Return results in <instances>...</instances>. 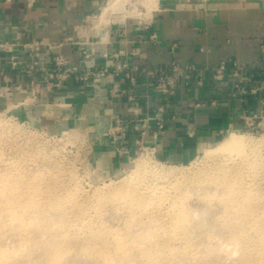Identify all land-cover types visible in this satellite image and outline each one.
Here are the masks:
<instances>
[{
  "label": "rangeland",
  "instance_id": "rangeland-1",
  "mask_svg": "<svg viewBox=\"0 0 264 264\" xmlns=\"http://www.w3.org/2000/svg\"><path fill=\"white\" fill-rule=\"evenodd\" d=\"M126 1L121 12L111 16L109 22L102 28H111V19L139 24L151 23L156 10H160L162 5L160 0ZM108 2L109 0H105L99 13L94 15L93 25L94 20ZM93 25L90 24L96 34L101 29L95 30ZM104 56L109 57L108 53ZM37 77L39 75L35 73V82L39 81ZM53 82L56 81L52 78L47 85ZM88 82L89 80H85L83 83ZM3 83L0 88V176L4 174L18 176L12 165L17 159L26 157V162L17 168L20 169L18 177L29 183L35 191L43 192V194L34 193L31 199L40 202L41 204L38 205L40 207L22 213L26 220H34V223L30 225L32 229L30 227L18 229V224L12 228L0 227V250L7 251L5 256H0L3 257L0 259V262L2 261L0 264L7 262V264H51L50 261L54 264L60 259L61 264H81L83 259L82 264H104V262L105 264L110 262L121 264L122 261L123 264H149V258L151 260L152 256L158 257L159 253L163 254L164 258L171 255L169 258L173 257L172 259H176V262L184 260L185 264H245V260L248 264H264V251H262L264 248H257L264 246L262 245L264 239H261L264 238V210H257L251 216L248 227L246 226L247 232H239L234 225L231 227L237 234L238 240L231 239L229 227L226 222H222L224 218L220 217L223 209L228 205L226 203L225 207L223 205L206 207L208 215H205L204 222L198 226V221L191 218L192 210L205 208L206 204L200 197L205 192L204 188L209 187V190H213L212 185L215 181L230 179L232 172H238L239 168L245 164L244 159L234 161V158H237L234 153L225 154L221 156L225 159H221L209 151L215 149L227 136L241 135L245 139L251 138L250 140L258 150H262L260 155H262V167H264V135L260 131L222 132L215 137V140L211 134H201L198 137L196 134L193 136L185 134L186 138H181L182 140H178L172 150L166 151L160 150L157 146L149 147L145 142L147 135H144L139 147L130 150L126 146V141L119 137L116 130L117 117L106 127L100 125L101 121H97V111L93 108L90 99L76 94L65 97L64 92L56 94L63 84L60 88L51 89L48 93L42 85L37 86V82L35 86L23 89L14 87L9 81H3ZM15 94L20 95L21 99L14 101ZM45 94H50L53 99L45 102V99L41 98L42 101L39 102V96ZM155 136L158 138L156 132L150 137L152 142L156 141ZM120 146L123 148L120 149ZM138 160H143L144 164L140 170L136 171L132 167ZM249 168L248 166L241 168L242 177L237 185L245 188H260L264 194V173L257 179L254 168ZM131 174H135L136 177ZM132 177L133 183L130 184L132 180L129 182L128 180ZM139 184L142 186L139 187ZM132 188H136L134 193L127 194L126 191ZM259 200L262 201L264 198ZM18 201L20 203L24 200ZM231 204L233 203H229V206ZM181 210L188 212L190 224L179 220L178 213ZM18 212L21 213V211ZM230 213L232 216L233 212L230 211ZM186 228L188 233L185 232ZM115 237L122 238L123 243L128 244L125 255L123 251L117 249L118 241L116 243ZM242 237L251 239L245 240L253 246L246 245ZM193 240L196 241L195 245ZM204 244L208 246L206 253L201 252L203 250H197ZM84 247L91 250L98 249L107 253V257L83 254ZM134 252L137 254L134 256L135 259L132 257V254L135 255ZM200 254H202L201 257ZM29 255L30 259H27ZM161 258L163 256L159 257Z\"/></svg>",
  "mask_w": 264,
  "mask_h": 264
},
{
  "label": "crops",
  "instance_id": "crops-1",
  "mask_svg": "<svg viewBox=\"0 0 264 264\" xmlns=\"http://www.w3.org/2000/svg\"><path fill=\"white\" fill-rule=\"evenodd\" d=\"M104 1L0 0V40H18L19 44L43 42L50 46L41 48L39 57L63 56L74 65L82 60L81 49L94 50V69L104 66L105 53L118 54L117 62H126L129 66L138 63L146 70L168 66L172 61L210 70L227 60L264 69V53L261 52L264 47V0H160L161 8L156 10L149 31L143 24L111 19V28H102L95 34L90 24L93 25L92 19ZM150 32L155 33L156 41L148 40ZM0 58L10 84L24 88L27 65L10 71L5 61L7 55L0 53ZM87 63L90 67V62ZM115 63L114 59H108V70L112 71ZM205 77L207 86L186 98H167L150 92L144 98L140 84L133 88L140 102L141 116L136 120L158 106L162 108L164 132L156 142L160 150H172L178 140L186 138L189 113L186 102L203 104L192 111L196 136L211 134L213 140L222 132H242V111L250 116L264 110L258 102L261 94L257 95V100L243 103L231 97L233 88L229 78L213 83ZM3 84L0 78V88ZM125 86L120 78L103 81L99 90L91 82L67 81L56 94L64 92L65 97L76 94L90 99L97 111V121L106 127L114 118L129 114L125 100L110 94L111 89ZM41 98L45 102L53 99L50 94L39 96V102ZM13 99L21 97L15 94ZM211 102L215 104L210 106ZM155 132L154 122H149L145 132L148 146L153 145L150 137ZM136 135L131 131L127 137L126 146L130 150L135 147Z\"/></svg>",
  "mask_w": 264,
  "mask_h": 264
},
{
  "label": "built area",
  "instance_id": "built-area-1",
  "mask_svg": "<svg viewBox=\"0 0 264 264\" xmlns=\"http://www.w3.org/2000/svg\"><path fill=\"white\" fill-rule=\"evenodd\" d=\"M143 26L146 31H149L151 23H144ZM147 37L151 42L156 41V35L153 32H150ZM46 46L48 48L50 45L43 44L40 41L30 44H19L18 40L11 42L0 40V53L7 55L5 61L9 64L10 71L16 70L19 66L27 65L28 73L25 74L27 79L25 88L35 86L34 74L37 73L39 77L36 79H39V81H37L38 84L36 85H42L48 93L51 89L60 88L67 81L81 84L85 80H89L99 90L103 81L120 78L122 82H125L126 86L111 89L110 94L113 96L117 95L125 100L129 105V114L125 117H117L115 121L116 130L119 137L123 138L124 141H127L131 131L137 134L134 140L135 147H139V143L142 142L149 122H154L157 137L164 132V119L160 106L152 113H146L136 120V117L141 116L139 96L133 90L137 84L143 87L144 98L148 97L149 92L167 98L179 96L186 98L189 94L207 86L206 80H204L205 76L209 82L213 83L229 78L232 82L233 91L231 97L233 99L247 103L251 100H257V95L261 94L258 102L264 108V69L242 66L234 60L220 62L217 67L210 70L198 68L194 64H180L176 61H172L168 66L146 70L138 63L129 66L126 62H117L118 54H114L109 57L103 56L104 66L94 69V50L88 52L81 49L82 60L74 65L63 56L39 57L40 49L46 48ZM261 52L264 53V47H261ZM110 58L116 61L112 71L108 70L107 65V60ZM87 62H90V67L87 66ZM3 66V59L0 58V78L8 82L7 74L3 72ZM52 78L56 82L47 85ZM19 88L23 89V87ZM214 104V102H211L209 105L212 106ZM202 106L203 104L199 102H186V107L189 110L188 123L185 128L186 135L193 136L196 134L192 111ZM240 120L243 124L242 132L244 130L260 131L264 135V110L260 111L259 114L253 113L250 116H246V111H242ZM157 139L149 147H156ZM121 148L123 147L120 146Z\"/></svg>",
  "mask_w": 264,
  "mask_h": 264
},
{
  "label": "bare ground",
  "instance_id": "bare-ground-1",
  "mask_svg": "<svg viewBox=\"0 0 264 264\" xmlns=\"http://www.w3.org/2000/svg\"><path fill=\"white\" fill-rule=\"evenodd\" d=\"M151 1H154V0H151ZM127 1L126 0H109V2L107 3V5L106 6H104V8L102 9V11L100 12V14L96 17V20H94L95 22H94V25H93V27L95 28V30L97 29V30H100V29H102V26L103 25H106L107 23H108V21H109V19L111 18V16L113 17L114 15H116V14H118V13H120L121 12V10H122V6H123V4H125ZM102 8V7H101ZM120 10V11H119ZM251 139V138H250ZM250 139H245L244 137H242L241 135H229V136H227L226 138H224V140L223 141H221L220 142V144L215 148V149H212L211 151H209V152H212V155H214V156H216V157H221V156H224L225 154H228V153H234L236 156H237V158L235 159L234 158V161H236V160H238V159H244V163L245 164H243L240 168H239V170H238V172H232V175L230 176V179L228 178V179H223L222 181L221 180H219V181H215L214 183H213V185L212 186H214V188H213V190H209L210 188L208 187V188H204V194L202 195V196H200L201 197V199L203 200V202H204V204H206L205 205V208H201L200 210H192V216H191V218H193V220H196V221H198L197 222V226L198 225H200V224H202L203 222H204V218L206 217L205 215H208V213L206 212V207H211L212 205H225V203L226 204H228L227 205V207H225V209H223V212H222V215L220 216V217H222V218H224L223 219V221L222 222H226L227 223V226L229 227L228 228V232L230 233V237H231V239L233 238V239H237L238 240V238H237V234L233 231V229L231 228L233 225L234 226H236L238 229H239V232H242V233H245V232H247V228H246V226L248 227V221L250 220V218H251V216L255 213V211H257V210H264V200H262V201H260L259 199L260 198H264V197H261L262 195H264V194H262V192L260 191L261 189L260 188H258V189H256V188H254V187H248V188H245L244 186L243 187H241V186H239V185H237V182H238V180L240 179V177H242V173H241V168L242 167H245V166H248V168L249 167H251V168H254V173L256 174V176H258V178L257 179H259V176L262 174V173H264V167H262V155H260V152L262 151L261 149L260 150H258V148H257V146L253 143V141H251ZM233 154V155H234ZM229 155H231V154H229ZM243 157V158H242ZM222 158H224L225 159V157H221V159ZM232 158V157H231ZM27 158L26 157H21V158H19V159H17L14 163H13V165H12V168L14 169V172H16L17 174L16 175H18L19 176V170L20 169H17V168H19L21 165H23L24 164V162H26L25 160H26ZM230 159V158H229ZM227 160H228V158H227ZM210 162H212V161H210ZM209 162V163H210ZM212 163H214V162H212ZM220 163V162H219ZM242 163V162H241ZM143 164H144V161L143 160H138V161H136L135 162V164L133 165V170H136V171H138V170H140V168H142L143 167ZM240 164V163H239ZM236 165V164H235ZM250 169V168H249ZM142 170V169H141ZM210 171V170H209ZM215 171V170H214ZM247 171V170H246ZM13 172V171H12ZM132 172V171H131ZM140 172V171H139ZM143 172V171H142ZM133 173H135V172H133ZM132 175V174H131ZM136 175H138V173H136ZM18 176H15V175H13V174H11V176H9V175H3V176H0V227L1 228H3V227H7L8 226V228H12V227H14V225L15 224H18V229H28L29 227H30V225L31 224H33L34 223V220H26L23 216H22V213H26V212H29L31 209H35V208H37V207H40V206H38V205H40L41 203L40 202H35V201H32L31 199L33 198V194L34 193H40V194H43V192H40V191H35V189H33V188H31L30 186H29V183H26V181H24V180H20L19 179V177ZM129 176H130V174H129ZM133 177L135 176V174H133L132 175ZM129 178L130 180H128V182L129 181H131L130 182V184L131 183H133V179L134 178ZM136 177V176H135ZM252 177H253V174H252ZM179 178V177H178ZM127 180V179H126ZM135 180H137V179H135ZM140 180V179H139ZM246 180V179H245ZM241 181V180H240ZM126 182V181H125ZM136 182V181H135ZM127 184V183H126ZM40 185V184H39ZM127 185H129V184H127ZM171 185V184H170ZM62 186V185H61ZM140 186H142L141 184H139V187ZM173 186V185H172ZM191 186V185H190ZM253 186V185H252ZM127 187H129L130 188V186H127ZM176 187V186H175ZM218 187H219V190H218ZM146 188H148V187H146ZM179 188V187H178ZM127 189V188H126ZM136 188H132V189H130V190H128V191H126V190H124V191H126L127 192V194H133L134 192V190H135ZM221 189V190H220ZM142 192V191H141ZM98 193V192H97ZM143 193V192H142ZM187 193V192H186ZM62 197V196H61ZM123 198V197H122ZM127 199V198H126ZM18 200H24V201H22V202H20L19 203V201ZM257 200V201H256ZM258 200L260 201V202H258ZM127 201V200H126ZM177 202V201H176ZM63 203V202H62ZM124 203H125V201H124ZM182 203V202H181ZM184 203V202H183ZM229 203H233V204H231L230 206H229ZM120 204H121V202H120ZM126 205V204H125ZM118 206H119V203H118ZM56 207V206H55ZM120 207V206H119ZM185 208V207H184ZM67 209V208H66ZM188 209V208H187ZM59 210V209H58ZM18 211H21V213L20 212H18ZM40 211V210H39ZM74 211V210H73ZM169 211H171V210H169ZM176 211V210H175ZM229 211V212H228ZM230 211H232L233 212V214H232V216H230ZM71 212V211H70ZM155 212V211H154ZM214 212V211H213ZM87 213V212H86ZM230 213V214H229ZM68 214V213H67ZM78 214V213H77ZM30 215V214H29ZM32 215V214H31ZM30 215V216H31ZM152 215V214H151ZM160 215V214H159ZM178 215H179V220L182 222V223H187V224H190L191 223V219H190V216L188 215V212H185V211H183V210H181V211H179V213H178ZM191 215V214H190ZM28 216V215H27ZM81 216V215H80ZM167 217V216H166ZM166 217H165V219H166ZM169 217V216H168ZM175 218V217H174ZM218 218V217H217ZM232 218V219H231ZM49 219V218H48ZM51 219V218H50ZM143 219V218H142ZM261 219V218H260ZM193 220H192V222H193ZM217 220V219H216ZM195 221V222H196ZM218 221V220H217ZM219 221H220V219H219ZM67 222V221H66ZM161 222V221H160ZM48 223V222H47ZM143 223V222H142ZM151 223H153V222H151ZM150 223V224H151ZM128 224V223H127ZM147 224V223H146ZM170 224V223H169ZM169 224H168V226H169ZM223 224V223H222ZM74 225V224H73ZM156 225H158V224H156ZM216 225V224H215ZM57 226V225H56ZM111 226V225H110ZM137 226V225H136ZM212 226V225H211ZM210 226V227H211ZM220 226V225H219ZM17 227V226H16ZM133 227H135V226H133ZM147 227V226H146ZM167 227V226H166ZM194 227V226H193ZM214 227V226H213ZM216 227V226H215ZM75 228V227H74ZM81 228V227H80ZM109 228H112V227H109ZM126 228V227H125ZM189 228V227H188ZM250 228V227H249ZM30 229H32L31 227H30ZM29 229V230H30ZM34 229V228H33ZM38 229V228H37ZM73 229V228H72ZM97 229V228H96ZM120 229V228H119ZM190 229V228H189ZM193 229H195V228H193ZM199 229V228H198ZM11 230V229H10ZM21 230V231H22ZM71 230V229H70ZM93 230V229H92ZM114 230V229H113ZM201 230H202V228H201ZM200 230V231H201ZM204 230V229H203ZM205 230H207V228L205 229ZM255 230H257V228L255 229ZM4 231V230H3ZM13 231H15V230H13ZM26 231V230H25ZM39 231V230H38ZM51 231V230H50ZM53 231V230H52ZM68 231V230H67ZM112 231V230H111ZM175 231V230H174ZM187 231V228L185 229V232ZM191 231V230H190ZM251 232H253L252 230H250ZM9 232V231H8ZM17 232V231H16ZM15 232V233H16ZM33 232V231H32ZM72 232H73V230H72ZM103 232V231H102ZM113 232V231H112ZM151 232V231H150ZM166 232V231H165ZM180 232V231H179ZM195 232V231H194ZM203 232V231H202ZM259 232H261V231H259ZM258 232V233H259ZM13 233V232H12ZM51 233V232H50ZM67 233V232H66ZM124 233V232H123ZM123 233H121L122 235H123ZM152 233V232H151ZM173 233V232H172ZM184 233V232H183ZM187 233H188V231H187ZM192 233V232H191ZM7 234V233H6ZM11 234V233H10ZM72 234V233H71ZM125 234V233H124ZM154 234V233H153ZM203 234V233H202ZM201 234V236H203ZM216 234H217V232H216ZM249 234V233H248ZM254 234V233H253ZM262 234V233H261ZM32 235V234H31ZM30 235V236H31ZM51 235V234H50ZM70 235V234H69ZM137 235V234H136ZM147 235V234H146ZM155 235V234H154ZM179 235V234H178ZM204 235H205V233H204ZM243 234H241V236H242ZM255 235V234H254ZM8 236V235H7ZM54 236V235H53ZM116 236V235H115ZM118 236H119V234H118ZM151 236V235H150ZM169 236V235H168ZM173 236V235H172ZM186 236H187V234H186ZM188 236H189V234H188ZM215 236V235H214ZM18 238H19V236H17ZM27 237V236H26ZM72 237V236H71ZM98 237V236H97ZM135 237V236H134ZM133 237V238H134ZM159 237V236H158ZM163 237V236H162ZM195 237V236H194ZM193 237V238H194ZM204 237V236H203ZM43 238V237H42ZM41 238V239H42ZM48 238V237H47ZM64 238V237H63ZM73 238V237H72ZM87 238V237H86ZM89 238V237H88ZM114 238V237H113ZM116 238V243H117V241H118V244H117V249L119 250V251H123L122 253H123V255H125L126 253H127V247H128V244L126 245V244H124L123 243V241H122V238H119V237H115ZM243 238V240H244V242L246 243V245H249V246H253V245H250L245 239H247V240H251V239H249V238H246L245 237V239H244V237H242ZM250 238H251V236H250ZM2 239V238H1ZM78 239H79V237H78ZM98 239V238H97ZM100 239V238H99ZM104 239V238H103ZM129 239H131V238H129ZM137 239V238H136ZM151 239V238H150ZM156 239V238H155ZM205 239V238H204ZM217 239V238H216ZM253 239V238H252ZM260 239V238H259ZM261 239H264V238H261ZM10 240V239H9ZM53 240H55V238L53 239ZM63 240V239H62ZM92 240H93V238H92ZM113 240V239H112ZM128 240V239H127ZM132 240V239H131ZM140 240V239H139ZM183 240H185V238L183 239ZM202 240V239H201ZM241 240V239H240ZM256 240V239H255ZM59 241H60V238H59ZM67 241V240H66ZM88 241V240H87ZM141 241H143V240H141ZM164 241V240H163ZM192 241V240H191ZM262 241H264V240H262ZM19 242V241H18ZM65 242V241H64ZM99 242V241H98ZM108 242V241H107ZM130 242V241H129ZM138 242V241H137ZM193 242H194V245H195V242L196 241H194L193 240ZM199 242V241H198ZM237 242V241H236ZM5 243V242H4ZM23 243V242H22ZM25 243V242H24ZM30 243V242H29ZM105 243V242H104ZM139 243V242H138ZM143 243V242H142ZM147 243H148V241H147ZM15 244V243H14ZM21 244V243H20ZM46 244V243H45ZM97 244V243H96ZM107 245L109 244V243H106ZM130 244H132V243H130ZM198 244V243H197ZM200 244V243H199ZM203 244V243H202ZM236 244H238V243H236ZM240 244V243H239ZM251 244H252V242H251ZM18 245V244H17ZM48 245V244H47ZM78 245V244H77ZM80 245V244H79ZM103 245V244H102ZM106 245V246H107ZM134 245H136V244H134ZM133 245V246H134ZM193 245V246H194ZM234 245H235V242H234ZM262 245H264V244H262ZM25 246V245H24ZM23 246V247H24ZM105 246V247H106ZM162 246H164V245H162ZM167 245H165V247H166ZM187 246V245H186ZM185 246V247H186ZM199 246V245H198ZM202 246V245H201ZM237 246V245H236ZM258 246V245H257ZM257 246H255V247H257ZM66 247V246H65ZM71 247V246H70ZM81 247V246H80ZM83 247V246H82ZM96 247V246H95ZM139 247H141V246H139ZM148 247V246H147ZM246 247H248V246H246ZM5 248V247H4ZM79 248V247H78ZM92 248V247H91ZM93 248H94V246H93ZM101 248V247H100ZM99 248V249H100ZM104 248V247H103ZM109 248V247H108ZM112 248V247H111ZM142 248H143V246H142ZM160 248H162V247H160ZM193 248V247H192ZM200 248H202V249H200ZM252 248H254V247H252ZM257 248H259V249H261V248H264V246H261V247H257ZM6 249V248H5ZM71 249V248H70ZM137 249V248H136ZM146 249V248H145ZM19 250V249H18ZM57 250V249H56ZM129 250H130V248H129ZM134 250V249H133ZM154 250V249H153ZM196 250V249H195ZM197 250H203V251H201V252H205L206 253V251H208V246H206L205 244H204V246L203 247H199ZM220 250V249H219ZM251 250V249H250ZM250 250H248V251H250ZM255 252H257V249L255 248ZM1 252H0V256H5V254L7 253V251H5V250H0ZM79 251H82V250H79ZM137 251V250H136ZM135 251V252H136ZM148 251V250H147ZM171 251V250H170ZM262 251H264V250H262ZM38 251H36V253H37ZM76 252V251H75ZM83 254H94L95 256H97V257H102V258H104V257H107L106 256V254L107 253H104V252H102V251H100V250H91V249H89V248H86V247H84V250H83ZM131 252H132V250H131ZM134 252V253H135ZM139 252V251H138ZM138 252H136V253H138ZM146 252V251H145ZM196 252V251H195ZM261 252V251H260ZM10 252H8V254H9ZM24 253V252H23ZM69 253V252H68ZM68 253H66V254H68ZM80 253V252H79ZM112 253V252H111ZM114 253H116V252H114ZM113 253V254H114ZM125 253V254H124ZM135 253V255L134 254H132L133 256V259H135L136 257H134V256H136L137 254ZM154 253V252H153ZM152 253V254H153ZM163 253H164V251H163ZM197 253H199V252H197ZM17 254V253H16ZM25 254V253H24ZM35 254V253H34ZM63 254H64V252H63ZM81 254V253H80ZM109 254H110V252H109ZM118 254V253H117ZM131 253H129V256H131L130 255ZM151 254V255H152ZM170 254V253H169ZM173 254V253H172ZM21 255V254H20ZM62 255V254H61ZM61 255H60V258H61ZM112 255V254H111ZM110 255V256H111ZM122 255V254H121ZM128 255V254H127ZM142 255V254H141ZM160 255V256H159ZM159 255H158V257H151V260H150V258H149V264H180V263H183V264H185V262H184V260H182L183 262H176V259L175 260H173L172 258H169V256H171V255H169L168 256V258H164V255L163 254H160L159 253ZM174 255V254H173ZM205 255V254H204ZM207 255H210V254H207ZM233 255H235V253H233ZM243 255V254H242ZM253 255V254H252ZM260 256H261V254H259ZM69 256V255H68ZM78 256H80V255H78ZM109 256V257H110ZM113 256V255H112ZM116 256V255H115ZM139 256H140V253H139ZM144 256H146V255H144ZM144 256H142V258L144 257ZM155 256V255H154ZM163 256V258H161V259H159V257H162ZM166 257H167V255H165ZM202 256V254H200V257ZM211 256V255H210ZM7 257V256H6ZM28 257H30V255L29 256H27V259H30V258H28ZM57 257V256H56ZM65 257V255L63 256V258ZM66 257H67V255H66ZM75 257V256H74ZM90 257H91V255H90ZM89 257V258H90ZM94 257V256H93ZM148 257V256H147ZM194 257V256H193ZM205 257V256H204ZM203 257V258H204ZM207 257V256H206ZM209 257V256H208ZM3 258V257H2ZM1 257H0V259H2ZM45 258V257H44ZM52 258V257H51ZM84 258V257H83ZM82 258V259H83ZM111 258V257H110ZM126 258V257H125ZM131 258V257H130ZM139 258V257H138ZM153 258V259H152ZM229 258V257H228ZM232 258V257H231ZM242 258H244V257H242ZM48 259V258H47ZM81 259V260H82ZM97 259V258H96ZM100 259V258H99ZM113 259H114V257H113ZM127 259H129L128 257H127ZM144 259V258H143ZM185 259V258H184ZM191 259V258H190ZM199 259H201V258H199ZM53 260V259H52ZM54 260H56V259H54ZM68 260V259H67ZM86 260H87V257H86ZM85 260V261H86ZM106 260V259H105ZM115 260V259H114ZM118 260V259H117ZM117 260H116V262H117ZM130 260V259H129ZM251 260V259H250ZM35 261H36V259H35ZM39 261H42V260H39ZM60 261H62L61 259L58 261H55V262H59L60 263ZM70 261V260H69ZM91 261V260H90ZM104 260H102V262H103ZM110 261H112V260H110ZM126 261V260H125ZM136 261V260H135ZM137 261H138V259H137ZM141 261V260H140ZM139 261V262H140ZM148 261V260H147ZM186 261V260H185ZM2 262V261H1ZM0 262V263H1ZM6 262V261H5ZM21 262V261H20ZM54 262V264H56ZM67 262V261H66ZM79 262V261H78ZM84 262V259H83V261L81 262V264ZM130 262V261H129ZM190 262V261H189ZM209 262V261H208ZM241 262H242V260H241ZM4 263V262H3ZM8 263V262H7ZM6 263V264H7ZM50 263L51 264H53V262H51L50 261ZM58 263V264H59ZM73 263H74V261H73ZM114 263V262H113ZM119 263H121V261L119 262ZM133 263H134V261H133ZM146 263V262H145ZM188 263V262H187ZM244 263L245 264H248L247 263V261L245 260L244 261ZM18 264V263H17ZM26 264V263H25ZM34 264V263H33ZM61 264V263H60ZM70 264V263H69ZM97 264V263H96ZM104 264H105V262H104ZM110 264H111V262H110ZM121 264H123V261H122V263ZM128 264V263H127ZM131 264V263H130ZM142 264V263H141ZM147 264V263H146ZM261 264V263H260Z\"/></svg>",
  "mask_w": 264,
  "mask_h": 264
}]
</instances>
